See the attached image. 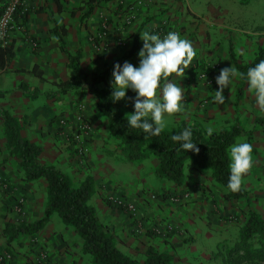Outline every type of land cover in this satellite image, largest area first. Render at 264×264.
<instances>
[{
	"label": "crops",
	"instance_id": "1",
	"mask_svg": "<svg viewBox=\"0 0 264 264\" xmlns=\"http://www.w3.org/2000/svg\"><path fill=\"white\" fill-rule=\"evenodd\" d=\"M4 2L5 0H0V14ZM105 4L109 9L99 8L89 21L90 30L96 33L99 27L96 19H110L109 32L100 39L101 43L90 48L91 44L86 40L84 31L81 34L75 31L69 35L67 29V33L63 35L66 37L64 41L71 36L72 40L79 42L72 45V49H66L72 53L80 50L79 65L86 72L110 67V83L114 63L122 65L128 61L134 66L138 65L137 53L143 45L140 34L144 31L159 33L161 36L169 31H176L187 38L197 55L185 70L183 78L176 77L175 74L170 77L179 81L185 89L184 111L166 114L165 119L169 116L173 126L184 121L201 124L205 129L212 127L216 130L240 125L248 130L249 134H240L234 143L244 141L253 146V166L243 177L242 184L249 191L250 197H253L257 209L264 214V210L258 206V203L264 204V191L261 189L264 184V152H258L260 147L264 148V110L257 106L246 81L243 82L240 99L236 100L240 78L234 79L229 88L224 89L223 103L215 100L217 84L208 86L198 78V72L209 67H212L209 71L210 76H213L220 68H236L237 64H245L242 60L246 59L245 55H253L247 64L254 60L258 48H264V4L262 9L247 8L244 0H114ZM54 7L56 5L52 0L24 1L22 11L28 10L27 17L20 19L24 30L16 29L11 32L10 41L16 54L0 74V92H4L0 96V109L8 110L22 120L23 136L41 145L42 152L44 146L41 139L36 138V132L46 129L50 140L46 152L51 157L48 164L56 166L71 178L78 175L82 179H92L94 194L90 204L102 223L109 224L112 229H118L121 225L113 222L121 209L107 203L109 200L115 205L116 198L134 201L143 213L142 216L150 218L147 223H152V220L171 222L168 208H161L160 204L152 206L151 202L148 204L149 182L138 171H146L145 162L149 160L137 164L136 170V163L117 159V144L108 131L107 122L92 106V100L84 95L76 96L72 90L62 93L55 84L60 80H70L73 72L67 66V57L52 31L54 23L48 15L52 13L53 20L57 22L58 11ZM127 15L132 17V21L124 25ZM230 50L233 51L234 59L230 57ZM35 64L42 70L43 79L29 72ZM213 77L215 80L216 76ZM52 85L57 87L58 99L48 96ZM72 98L77 100L73 103ZM80 100L86 107L85 115L93 125L92 136L85 141L88 151L84 156H79L75 148H70L66 163L58 164L53 158L59 154L60 146L56 140L60 139L61 133L58 132L59 129L56 130L58 125L54 124L52 118L59 115L66 119L71 127L68 126L64 131H71L75 120V105ZM1 123L2 121L0 127ZM0 162V176L16 187V194L25 196L21 214L14 211L9 200L0 202V264H91L89 255L82 252L81 239L72 228H66L56 214L51 216L36 236L20 234L10 244L6 243L2 234L3 225L9 221L32 222L41 218L44 214L45 197L44 190L38 196L35 180H22L18 163L13 157L5 155L0 158ZM7 162L12 165H6ZM152 162V173H155L157 160L153 158ZM191 165V162L188 166L186 163L184 183L181 186L174 187L170 181L163 179L161 180L164 182H159L169 193L175 191L189 194V198L182 202L187 204L181 206V210L178 208L181 217L184 216L177 222L183 232L169 234L165 238L167 244H164L167 248L174 245L178 249H185L182 255L175 257L183 264H215L214 252L219 238L216 233L229 227L221 217L243 209L244 200L226 201V189L210 177V172L194 169ZM124 227L126 229L127 226ZM189 236L188 244L185 239ZM114 237L119 241L116 234ZM146 238L151 245L158 244L153 237ZM118 246L121 248L119 244ZM159 248L163 249V246Z\"/></svg>",
	"mask_w": 264,
	"mask_h": 264
},
{
	"label": "trees",
	"instance_id": "2",
	"mask_svg": "<svg viewBox=\"0 0 264 264\" xmlns=\"http://www.w3.org/2000/svg\"><path fill=\"white\" fill-rule=\"evenodd\" d=\"M52 1L57 11L62 12L61 0ZM111 1L114 0H85L78 8V10L85 9L79 16L80 21L91 16L97 6ZM22 10L21 6L16 14L17 19L27 17L28 10ZM74 12L75 10L71 12L72 15ZM48 17L54 23L52 31L67 57V66L73 72L70 80H60L55 84L62 93L80 88L83 81H90L92 87L96 84H104L102 88L94 87L95 106L97 111L106 118L109 133L117 144V159L141 163L146 159L155 158L157 160L155 175L170 181L175 187L183 184L184 168L188 161L192 163L191 167L194 169L210 171L212 179L226 189L224 195L226 201L241 199L247 201V208L242 212L243 220L239 226L237 239L223 256V264H264V215L249 206L250 193L243 184L239 191H232L227 187L231 164L229 149L236 137L242 133L248 134L249 131L240 125H233L218 128L208 135L207 129L201 124L182 121L173 127H165L159 136L152 137L144 135L140 129L128 127L126 116L133 111V103L130 99L117 102L111 100V87L107 81L110 67L101 72H86L82 69L79 65L80 50L72 53L65 47L62 36L67 33L66 26L55 22L52 13ZM106 24L109 26L107 21ZM105 33L107 36V30ZM15 54L16 51L10 40L5 45L0 43V74ZM230 57L234 59L231 50ZM262 59H264V48L260 47L256 58L250 64H237L236 68L246 73L249 67ZM29 72L43 79V72L37 64ZM245 81L244 78H240L237 101L240 99ZM3 94L4 92L1 91L0 96ZM134 96L133 91L126 92V97ZM0 118L5 147L8 154L18 161L23 174L22 180L29 182L43 179L46 182V204L43 216L32 222L24 220L6 222L3 233L7 244L20 234L36 236L51 216L56 214L65 227L72 228L81 239L82 252L89 255L91 264H173L172 255L169 252L161 251L152 245L148 246L142 261L124 254L117 247L113 230L99 221L94 207L90 204L94 193L92 179L86 177L77 184L56 166L40 162L42 147L22 135V120L5 109L0 110ZM262 122L264 123V120ZM188 126L193 131V140L197 143L198 152L182 149L180 143L171 138L173 134H179ZM107 203L117 208L121 207V205L111 204L109 200Z\"/></svg>",
	"mask_w": 264,
	"mask_h": 264
},
{
	"label": "rangeland",
	"instance_id": "3",
	"mask_svg": "<svg viewBox=\"0 0 264 264\" xmlns=\"http://www.w3.org/2000/svg\"><path fill=\"white\" fill-rule=\"evenodd\" d=\"M84 1L85 0H63L62 1L63 11L58 12L56 14V18H57L56 20H57V23L59 25L61 24V25L67 26V29L69 31V35L72 34V32L74 33L75 31L79 32L80 34L83 33V31H84L85 35H86V40L91 44L90 45V48H91V47L97 46L98 42L101 43V41H100L101 37L98 36V34L100 32H102L101 27H102V24L104 21L101 18L96 19L98 22V25H99L98 32H96V33H93L90 30L89 21H90L91 17L93 16V14L99 8H100V10L101 9L105 10V9H109V7L107 4L102 3L101 5H99L95 8V10L91 16L84 18L83 20L80 21L79 16H80V14H82L85 11V9L78 10V8L83 5ZM244 2L246 5H248L247 8H252V9H255L256 7L257 8L260 7L262 9V6L264 4V0H247V2L244 0ZM54 9H56V7H54ZM73 10H75V12L72 15L71 12ZM126 17L127 16H125V18ZM125 18H124L123 23H125ZM107 23L110 25V19H107ZM16 24L20 27V29H18V30H21V31L24 30V25L21 23L20 17H19V19H17V17H16ZM91 26L92 25H90V27ZM108 32H109V29L107 30V33ZM62 38L66 39V37H64V36H62ZM72 39L73 38L71 36H69V39L67 38V40H65V47H69L70 49H72L74 47V46L72 47V45H75L77 42H79V41L72 40ZM257 53H258V50L255 52V58H256ZM252 56H253L252 54H250L249 56L245 55L246 59H242L243 62H245V64H247L248 61L252 58ZM211 68L212 67H209L205 71L201 70L200 72H198V78H199V80H203V82L208 86H215L216 85V79L214 80L213 76H217L219 74L221 68L219 70L215 71L213 76H210L211 72L209 70ZM104 69H106V68H98L94 72H101ZM107 81H108V78H107ZM94 87L95 88H102V87H104V84L103 83L96 84V85H94ZM94 87H92V85L90 84V81H85V82L83 81L80 88L73 89L72 91L74 92V94H76V96L77 95L78 96L84 95L86 98H88V100L91 99L92 100V106L96 109ZM56 88L57 87H55L53 85H52V87H50L51 91H50V94L48 96H50L52 99L53 98L58 99V97H59V92L57 91ZM75 100H77V99H73V103ZM81 101L82 100H80V102L76 103V105H75V113H74L75 114V120H74V123H73L74 125L72 126L71 131H64L65 128H67L68 126L71 127V125L68 124L66 119H64L63 117H59V115H57L53 118L54 124L58 125L56 130L59 129L58 132L61 133L60 139L56 140V142L58 143V146H60L59 154L57 156L55 155L53 158L54 161H56L58 164L59 163H63V164L66 163V160H67L66 155H69V152H67V151L70 150V148H75L76 153L79 156H84L85 153H87V151H88L86 144H85V141L88 140L92 136V134L88 138L82 139L81 142L77 141L74 137L76 129H77V116L79 114H83L84 117L86 118V120L90 121L92 124V121L85 115V108L86 107L83 103H81ZM204 101H206V100H202V102H204ZM0 110H2V109H0ZM101 116L107 122L106 118L102 114H101ZM61 120H63L64 123H61ZM165 120H166L165 122H167L166 127H173V122L169 116ZM0 121H1V119H0ZM24 121L26 122V119H24ZM107 126H108V124H107ZM39 131H41V132H39ZM39 131L36 132V138L41 139V141H42L41 144H42V146H44V150H43V152H41L39 159H40V162L48 164V161L51 158L49 153H47L48 151L46 152V147H48L50 145V140L48 138L49 133L48 134L46 133V129H41V130L39 129ZM2 141H3V144L1 143ZM258 152L263 153L264 148L260 147V150H258ZM5 155L11 156L8 154V151L5 147V137L3 134V127H2V123H1V127H0V158L5 157ZM11 157H13V156H11ZM146 160H149V161L145 162L146 167H147V169L145 168L146 171H143L144 170L143 169V170H140L138 172H139V175L147 178V182H149V183H147L148 184L147 196L150 200L148 202V204H150V202H151L152 206H157V204H160L159 206L161 208H165V207L168 208L167 213L170 212L168 215V218L173 223H171V222L164 223L161 221H154V220H152V223H147V221L150 220V218L142 216L143 213L140 212V208L137 206V204L134 201H126V200H121L120 198H116V204L115 205L116 206L121 205V207H120L121 211H119L118 215L115 216V219L113 220V222H119L121 225L118 227V229L116 227L114 229H112L109 226V224L108 225L105 224V225L109 226L113 230V234L115 233L116 236L118 237L119 241L116 240L117 247L119 248V246H118V244H119L121 247L119 249L124 254L129 255L131 257H134V258L142 261L145 258V254H146V250H147L148 246L151 245L150 240H147V238H146V236H148L149 238L153 237V239H156L158 242V244H152V246L156 247L157 249H159L161 251H167L172 255L173 264H183L180 261V259L177 260L175 257H177L178 255H182L183 252H185V249L184 250L178 249L174 245L168 246V248H167V246H165L164 243L167 244V242H165V238L169 234H171V235L180 234V233L182 234L183 230L181 229V227L178 225L177 222H179L184 217V216L181 217L182 214L180 213L181 212L180 210H181V206L187 204V203L183 204L182 202L186 201L189 198V194L188 193H182V192L181 193L175 192V191L173 193H171V192L169 193V190H165L166 187H164V188L161 187L163 185L161 183V186H160L159 182H164L163 180H165V179L161 180V178L157 177L155 175V173H152V170L154 167V163L152 162L153 158H149ZM16 162L18 163L17 160H16ZM1 163L2 162H0V164ZM137 164H139V163H136V165H134V167H136V170L138 168ZM148 164H149V168H148ZM188 164H190V161L187 162V166H188ZM6 165H12V163L7 162ZM17 168L22 174V171L20 170V167H19V163H18ZM22 176H23V174H22ZM210 177H211V173H210ZM71 179L77 184L84 180V179L80 178L78 175H74ZM35 181H36L35 188H36V191L38 192L39 197H40V195H42V190H44L43 194L45 197V204H46V182L43 179H37ZM29 182H31V181H29ZM184 188L186 189L187 187H184ZM261 189H263L262 191H264V184H263ZM186 194L188 195V197L185 198ZM176 196H178L179 198L176 199ZM5 199L7 201L9 200V202L12 204L15 212H17L19 214H21L23 212V208L25 205V196L21 195V194H16V187L14 185H12L8 179L6 180V179H4V177L0 176V202L4 201ZM241 200H244V208L243 209H240L238 212H232V213L229 212L227 214H224L225 215L224 217L223 216L221 217L222 221L226 222L229 225V227L226 229L223 228L220 231L221 233L220 232L216 233V237H219V238H218V242L215 246L216 250L214 252V260H215L214 263L215 264H223V256L225 254H227L226 252L229 250V248L232 246V244L237 239L239 226L243 220L242 212L245 211V209L247 208V201L245 199H241ZM249 204H250L249 206H251L253 209L260 212L256 207V203H254L253 197H250ZM258 206H260V208H262L264 210V204L263 203H258ZM178 208H180V210ZM260 213H262V212H260ZM96 214H97V212H96ZM9 222H11V221H9ZM155 222H158V223H155ZM174 222H176V223H174ZM116 224H118V223H116ZM4 225H3V228H4ZM124 226H127L126 227L127 230L125 229ZM215 227H218V225H215ZM213 231L215 232V230H213ZM2 234L4 236L3 231H2ZM189 238H190V236L185 239V241L188 242V244L190 243V241H188ZM12 241H14V240H12ZM185 241H184V244H185ZM160 246H163V249H166V248L167 249L166 250L160 249L159 248ZM186 251H188V250H186ZM189 251H191V250H189Z\"/></svg>",
	"mask_w": 264,
	"mask_h": 264
},
{
	"label": "clouds",
	"instance_id": "4",
	"mask_svg": "<svg viewBox=\"0 0 264 264\" xmlns=\"http://www.w3.org/2000/svg\"><path fill=\"white\" fill-rule=\"evenodd\" d=\"M140 37L143 45L137 53L138 65L134 66L128 61L122 65L119 62L114 63L110 97L113 102L130 99L133 111L126 116L128 127L140 129L144 135L155 137L166 127V114L184 111L185 89L179 81L170 77L175 74L176 77L183 78L185 70L197 53L192 43L176 31H169L163 36L144 31ZM236 78L246 80L257 106L264 110V59L249 67L246 73L233 66L221 68L215 78L218 86L215 93L217 102H224V89L229 88ZM128 90L133 91L135 96L126 97ZM213 131L212 127L207 128L208 135ZM171 138L179 142L180 147L186 151H199L190 126L185 127L179 134H173ZM229 151L231 164L227 187L232 191H239L243 177L253 166V146L240 141L234 143Z\"/></svg>",
	"mask_w": 264,
	"mask_h": 264
},
{
	"label": "built area",
	"instance_id": "5",
	"mask_svg": "<svg viewBox=\"0 0 264 264\" xmlns=\"http://www.w3.org/2000/svg\"><path fill=\"white\" fill-rule=\"evenodd\" d=\"M25 0H5L2 11L0 14V43L2 45L7 44L10 40V34L15 29H20L16 24V14L18 9L24 4ZM132 21L131 16L125 18V22L130 23ZM109 26L106 24V21L102 24V32L98 34L101 38H104L106 33L105 30H108ZM104 30V31H103ZM61 123H64L61 120ZM93 132V126L90 121L86 120L83 114L77 116V129L75 132V139L77 141H82L84 138H88ZM188 195H185V198ZM179 197L176 196V199ZM3 259V258H2Z\"/></svg>",
	"mask_w": 264,
	"mask_h": 264
}]
</instances>
